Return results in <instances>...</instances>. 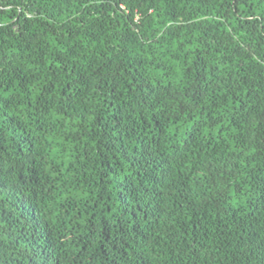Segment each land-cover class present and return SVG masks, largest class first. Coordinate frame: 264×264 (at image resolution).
<instances>
[{
  "label": "trees",
  "instance_id": "trees-1",
  "mask_svg": "<svg viewBox=\"0 0 264 264\" xmlns=\"http://www.w3.org/2000/svg\"><path fill=\"white\" fill-rule=\"evenodd\" d=\"M262 59L264 0H3L0 264H264Z\"/></svg>",
  "mask_w": 264,
  "mask_h": 264
},
{
  "label": "snow or ice",
  "instance_id": "snow-or-ice-1",
  "mask_svg": "<svg viewBox=\"0 0 264 264\" xmlns=\"http://www.w3.org/2000/svg\"><path fill=\"white\" fill-rule=\"evenodd\" d=\"M3 2V0H0V3H2ZM262 63H264V59H262V61H261ZM57 66H59V65H57ZM213 71H218L217 69H213Z\"/></svg>",
  "mask_w": 264,
  "mask_h": 264
}]
</instances>
